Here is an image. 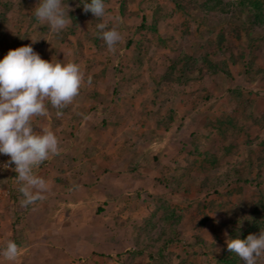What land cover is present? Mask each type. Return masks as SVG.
<instances>
[{
	"label": "rangeland",
	"instance_id": "rangeland-1",
	"mask_svg": "<svg viewBox=\"0 0 264 264\" xmlns=\"http://www.w3.org/2000/svg\"><path fill=\"white\" fill-rule=\"evenodd\" d=\"M245 1L104 0L122 36L108 51L85 0H63L71 24L59 34L35 17L37 0H0V59L31 44L77 63L84 83L70 105L92 107L72 113L114 119L130 156L115 175L134 188L129 216L96 238H55V261L33 264H243L226 240L264 231V22Z\"/></svg>",
	"mask_w": 264,
	"mask_h": 264
},
{
	"label": "crops",
	"instance_id": "crops-1",
	"mask_svg": "<svg viewBox=\"0 0 264 264\" xmlns=\"http://www.w3.org/2000/svg\"><path fill=\"white\" fill-rule=\"evenodd\" d=\"M45 105L47 114L33 117V127L54 131L59 141L58 151L33 169L34 174L51 181L45 198L22 206L24 197L16 174L5 177L1 185L4 193L10 192L0 201V243L15 239L19 246L17 258L9 264H33L44 259L53 262L51 256L59 252L51 249L49 242L64 237L96 238L103 230L101 223L114 221L117 215L127 218L132 204L128 199L134 188L115 179V175L125 173L122 164L130 157L120 152V145L114 144V129L107 127L115 120H105V127L100 126L103 120L98 119V112L88 118L74 115L75 108L91 109V104L86 107L83 102L59 109L47 100ZM49 248L50 257L46 255ZM4 258L0 254V260Z\"/></svg>",
	"mask_w": 264,
	"mask_h": 264
},
{
	"label": "clouds",
	"instance_id": "clouds-1",
	"mask_svg": "<svg viewBox=\"0 0 264 264\" xmlns=\"http://www.w3.org/2000/svg\"><path fill=\"white\" fill-rule=\"evenodd\" d=\"M82 6L84 12L99 21L95 25L97 35L108 51H113L122 36L116 27L108 26L112 16L104 0H85ZM70 10L63 0H37L34 15L47 22L50 33L59 34L71 24ZM83 83L84 74L77 63L42 59L31 44L10 49L0 59V154L9 157L0 163V170L14 165L12 171L21 183L19 191L24 197L22 206L45 198L51 181L34 174L33 169L55 154L59 143L54 131L36 130L33 117L47 114L46 100L58 109L71 103ZM226 247L243 264H256L264 253V231L245 239H227ZM18 253L19 246L11 239L0 249L8 260H15Z\"/></svg>",
	"mask_w": 264,
	"mask_h": 264
},
{
	"label": "trees",
	"instance_id": "trees-1",
	"mask_svg": "<svg viewBox=\"0 0 264 264\" xmlns=\"http://www.w3.org/2000/svg\"><path fill=\"white\" fill-rule=\"evenodd\" d=\"M242 4H243V6H245L249 10V12H252L254 14V18L256 21L260 20V21L264 22V0H246ZM240 232H241V229H235V231H233L234 238L240 237V239H242L241 236L245 237V235L241 234ZM172 240L173 239H171V238L165 239L164 244L171 242ZM51 249L49 248V252L46 253V255L48 257L51 256V252H52ZM232 263H233V261L231 259H228V264H232Z\"/></svg>",
	"mask_w": 264,
	"mask_h": 264
},
{
	"label": "built area",
	"instance_id": "built-area-1",
	"mask_svg": "<svg viewBox=\"0 0 264 264\" xmlns=\"http://www.w3.org/2000/svg\"><path fill=\"white\" fill-rule=\"evenodd\" d=\"M8 159L9 157L7 155L0 154V163H3ZM12 168H14V165H10L7 169L0 170V201L4 195L9 194L10 192L9 190H6L4 193L1 185H3V180L5 177H12V175L16 174L14 171H12Z\"/></svg>",
	"mask_w": 264,
	"mask_h": 264
}]
</instances>
